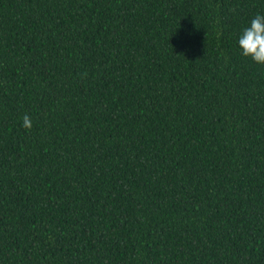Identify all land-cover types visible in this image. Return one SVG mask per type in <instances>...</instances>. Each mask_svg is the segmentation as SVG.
<instances>
[{
	"label": "trees",
	"instance_id": "16d2710c",
	"mask_svg": "<svg viewBox=\"0 0 264 264\" xmlns=\"http://www.w3.org/2000/svg\"><path fill=\"white\" fill-rule=\"evenodd\" d=\"M257 13L0 0V264H264Z\"/></svg>",
	"mask_w": 264,
	"mask_h": 264
},
{
	"label": "clouds",
	"instance_id": "9594fccd",
	"mask_svg": "<svg viewBox=\"0 0 264 264\" xmlns=\"http://www.w3.org/2000/svg\"><path fill=\"white\" fill-rule=\"evenodd\" d=\"M235 45L240 55L257 65H264V13L255 14L241 28L235 37ZM25 129H31L32 121L28 115L23 117Z\"/></svg>",
	"mask_w": 264,
	"mask_h": 264
}]
</instances>
